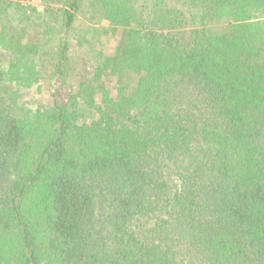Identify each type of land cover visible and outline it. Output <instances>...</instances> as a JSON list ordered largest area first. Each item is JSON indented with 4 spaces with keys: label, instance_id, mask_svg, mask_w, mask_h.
I'll return each mask as SVG.
<instances>
[{
    "label": "trees",
    "instance_id": "16d2710c",
    "mask_svg": "<svg viewBox=\"0 0 264 264\" xmlns=\"http://www.w3.org/2000/svg\"><path fill=\"white\" fill-rule=\"evenodd\" d=\"M32 1L0 0V264H264V0Z\"/></svg>",
    "mask_w": 264,
    "mask_h": 264
},
{
    "label": "rangeland",
    "instance_id": "374dc122",
    "mask_svg": "<svg viewBox=\"0 0 264 264\" xmlns=\"http://www.w3.org/2000/svg\"><path fill=\"white\" fill-rule=\"evenodd\" d=\"M33 5H38L40 8L42 6L36 0L31 2ZM121 35V30L116 31L113 35L106 37L104 41L106 42V53H112L114 47H116L118 40ZM91 69V68H89ZM71 93L70 86H60L59 82H42L41 88L35 87L30 91L29 97L36 101L37 104L46 107L51 105L55 98L59 99L61 102H66L68 94Z\"/></svg>",
    "mask_w": 264,
    "mask_h": 264
}]
</instances>
